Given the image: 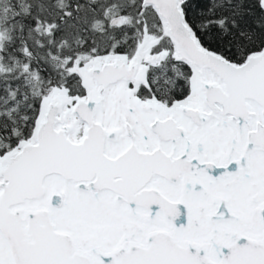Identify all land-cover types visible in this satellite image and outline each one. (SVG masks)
Returning a JSON list of instances; mask_svg holds the SVG:
<instances>
[{
    "label": "snow or ice",
    "instance_id": "snow-or-ice-1",
    "mask_svg": "<svg viewBox=\"0 0 264 264\" xmlns=\"http://www.w3.org/2000/svg\"><path fill=\"white\" fill-rule=\"evenodd\" d=\"M0 264H264V0H0Z\"/></svg>",
    "mask_w": 264,
    "mask_h": 264
}]
</instances>
